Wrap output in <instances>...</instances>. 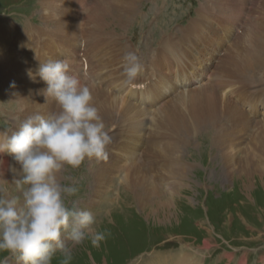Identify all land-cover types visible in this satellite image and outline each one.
<instances>
[{
	"label": "rangeland",
	"instance_id": "obj_1",
	"mask_svg": "<svg viewBox=\"0 0 264 264\" xmlns=\"http://www.w3.org/2000/svg\"><path fill=\"white\" fill-rule=\"evenodd\" d=\"M46 1L48 2L45 3ZM64 1L67 3L69 0ZM93 1L86 0L90 5H93ZM79 2L82 0H77V3ZM220 2L230 5L229 0H206V4L204 0H141L136 3L135 12L125 21L124 24L127 25V28L124 27V24L116 30H114V26L112 27L114 31L112 35L123 37L120 40L123 46L129 47L128 43H131L134 45V51L138 52L144 65L139 76L143 75V78L149 77V80H155V82L153 81L155 85L149 91L148 101L140 105L149 107L152 112H156L170 99H176L180 95L178 92L182 90H191V93L194 94L193 92L202 84L210 82V79L215 77L214 70L219 69L222 63H219L221 59L224 62L227 61L229 55L233 56L232 52L224 53L223 51L215 55L211 50L212 47L217 51L219 50L217 44L229 46L232 42L241 41L242 48L247 43L248 36H244L245 28H249V22L251 24L250 15L256 19L254 15L257 14L253 0H249V4L245 3L246 7L237 20H234L226 10L222 12L219 10L217 12L210 11L209 15L214 18V22L210 26V33L216 37H210L208 40L206 37L205 41L199 42V44L203 42L209 44V46H203L201 52L202 57H207V59L203 58L206 61H202V58L198 62L193 61L200 57L192 48L187 49L186 59L188 57L191 63L183 58V65L186 70H189L187 78L191 82H184L182 83L183 87H180L183 76L180 77L179 74L176 76L175 73L185 70V67L178 63V59L175 57L176 48L172 49L168 53V58L165 59L166 42H180L177 39L183 37L187 25L198 13L199 6L205 4V7L209 8L210 3L216 6ZM52 3L57 2L52 0H0V46L12 48L17 55L25 57L24 60L22 59L24 63L29 62V56L33 57L31 69L36 70L33 63L40 58L39 54L47 52L46 60L50 58L57 60L56 57H51L49 54L53 51L57 55L59 54L61 59L66 60L69 51L66 52L65 47L72 50L76 46L77 49V40L81 39L80 51L76 50V58L82 62L83 58H86L93 64L94 58L97 56L101 62L103 51L96 48L95 51L99 52L98 55L84 56L86 46L89 44H85L84 36L78 34L75 37V32L78 33L75 25L79 24L82 30L87 21V15H85L86 17H82L83 15L80 13L74 15L76 8L72 12L73 16L61 10L69 16L67 21L69 32L62 33V38L55 33L52 34L51 30L58 29V26L53 24L56 21L53 20L51 13L45 14V10L48 9L44 8ZM252 3H254V7ZM75 6L79 7L78 4ZM260 21L262 20L258 18L257 24ZM189 25L192 26L193 22ZM46 34H52V37L58 41H50ZM193 34L195 35L196 32ZM230 36V41H227L226 44L223 43L221 37L229 38ZM258 36L264 39L260 32ZM258 42L254 47L258 45ZM47 45H49L48 48ZM115 46L118 48L119 43H115ZM56 48L60 49L56 51ZM155 50L163 55L157 58ZM246 50L249 51L248 47L243 50L248 53ZM236 54H238L237 51ZM104 58L106 61H111V58ZM40 63L42 62L37 64V68ZM172 63L179 65L177 67L180 68H176ZM86 69L84 67L83 72ZM113 70L114 64L111 68L104 70V79L114 81L115 84L118 81L121 83L123 68ZM247 74V77L251 75L253 79L258 80L255 78L257 70L248 71ZM263 76L264 74H262ZM262 79L264 81V77ZM34 82L31 85L36 87L37 80ZM0 87V133L3 131L4 133L1 134L5 135V132L10 134L12 129L15 130L21 120H18L20 113L16 109V101L15 103L12 101L10 93L12 91H9V96L7 95L10 90L8 79L1 68ZM245 87L251 92L257 93L254 89H258L260 84L251 82L250 86L245 85ZM235 97H238L239 102L244 104L243 108L250 113L249 106L251 109H255V106L250 102L245 104L241 99L242 95L238 96L236 93ZM260 108L259 106V109H256L251 115L255 116V120L264 121V114L258 113ZM148 119L150 121L146 125L145 134L142 131L144 127L136 132L140 137L131 135V131H129L130 125L135 123L134 120L127 119L119 128L106 126L111 130L110 135L113 138V143H117L115 149H109V158L106 162L97 163L94 160H86L79 169H73L66 165L61 170V175L57 174V179L62 185H70L75 182L79 189L75 196L69 198L70 205L91 211L97 220V230H107L110 233L107 239L101 242L100 247L92 246L90 240H85L83 244L76 246H72L71 241L65 240L66 245L72 247L73 259L70 264H145V262L148 264L147 260H150L151 255L154 256L155 253L159 254L161 258V262L156 264H175L178 261L177 255L181 254L183 249H189L188 252L192 253L193 258L199 256L200 263L196 262V264H264V165L260 169L257 168V172L251 170L252 173H250L247 169L228 167L230 163L225 159L226 155H229L234 160L237 158L241 161L242 153L248 146L253 150L257 146L252 142L256 141L255 133L258 127L244 128L245 133L241 134L240 132L235 140L232 138V143L230 136L227 135L233 128L234 122L232 119L223 118L220 125L222 124L224 131L219 130L218 132L211 127H205L194 133L193 136H187L184 138L186 141L175 146L176 144H171L169 139L164 137L168 131L167 128L158 123L159 128L155 133H152V114ZM156 126L153 124V127ZM241 126L240 123L239 127ZM224 128H230V130ZM223 132H226V135L222 136ZM150 133L154 134L152 138L149 136ZM239 137H241V141H239ZM224 141L228 142L224 143ZM171 146L174 149L170 148ZM124 147L127 149L125 150ZM128 147L134 149L135 152L130 153ZM120 148H123V151H119ZM166 154L169 155L166 156ZM10 155L13 158L12 154ZM224 161L228 162L224 163ZM140 170L147 175L148 181L135 178L136 173L141 172ZM177 172L178 175H176ZM20 178V174L19 178L15 179L12 177L0 178V188L4 189L3 194L7 197H17L22 202L21 188L14 182ZM148 189L151 190L150 193ZM152 189H155V192ZM135 195L137 198L134 197ZM143 195L149 196V200L142 202ZM4 256L9 257L8 264H18L15 257L8 253H0V258ZM62 259L60 252L57 251L52 264H61Z\"/></svg>",
	"mask_w": 264,
	"mask_h": 264
},
{
	"label": "bare ground",
	"instance_id": "obj_2",
	"mask_svg": "<svg viewBox=\"0 0 264 264\" xmlns=\"http://www.w3.org/2000/svg\"><path fill=\"white\" fill-rule=\"evenodd\" d=\"M52 1L57 2V3H52L49 6H44V8L48 9L47 11L45 10V14L48 15L51 13L53 20L56 21L53 24L55 26H58V29L51 30L53 35L55 33L57 36L62 38V33L69 32L67 30V21L69 19V16L67 14H64L61 10H64L65 12L70 13L73 16L74 13L72 12L74 8H76V13L74 15L76 14L78 15L79 13L83 15L82 17L87 15V21L82 30L80 29L79 24L75 25V27H77L76 31H78V33L75 32V37L78 34H80L81 36H84L85 44L86 43L89 44L86 46V51L84 52V56L91 55L93 57L94 55L96 56V54L98 55L99 52L97 53L95 51L96 48L99 51H103L101 62H100V59H98L96 56L92 64V62L88 61L86 58H83V62L79 61L76 58V50L80 51L81 39H78L77 43L75 42L78 46L77 49H76V46H74L72 50L69 47H65V51L66 52L69 51L68 52L69 55L68 56L66 55V60L70 64V73L72 75H76L80 77L82 82L84 83H89V84L94 83L95 86L92 88V95L94 97V103L96 107L99 109L100 115L103 117V120L106 126H110L113 128L114 127L119 128L123 123L126 122L127 119L134 120L135 123L134 124L132 123L130 125L129 131H131V135L133 134L136 137H140L136 132H138L141 127H144L142 131L145 134L146 125L148 124V121H150L148 118L152 114V120H151L152 133H155L156 129L159 128L158 126L162 125L166 127L168 130L164 137L168 138L171 144L173 145L176 144L175 146H178L182 141H186V139L184 140V138H186L187 136H193L194 133L201 131L202 128L211 127V129H213L214 131L218 130L219 132V130H223V127L221 126L222 124L220 125V121H222L223 118L232 119V121L234 122V124H232L234 125L233 128L231 130L230 128L229 129L226 128L228 131L230 130L227 135V136H230V141L233 143L232 138L235 140L238 137V134L240 132L242 134V132L245 131L243 130L244 128H247L249 126L251 129L254 127H258L255 133L256 141L252 142L256 144L258 147L255 145L256 147L253 148V150H251V148L248 146L246 151L242 153L243 154L242 160L240 161V160H237L236 158L238 162L234 160L233 157L226 155L225 159H227L230 163L228 167L234 166L239 169L240 168L247 169L249 170L250 173H252L251 170L257 172L258 169H260V167H263L262 165H264V121L255 120V116L252 117L251 113H254L256 109L258 110L260 106L261 108H260V111H258V113L264 114V85H263L264 81L262 79L264 77V76L262 77V74H264V69H259V68H264V39H261L260 36H258V33L260 32L262 34V37L264 38V0H253L255 3V8H256L255 13H257L256 16L254 15L256 19H253L250 15L249 21H251V24L249 22V28L246 27L245 28L246 33H244V36L245 35L248 36V40H247V43H245V45H243L242 48H241V41H237L235 43L232 42L229 44V46H224V44H217L216 46L219 47V50L217 51L216 49L212 47L211 50L214 51L215 55L220 54L222 51L224 53H231V52L233 53V56L229 55V57L227 58V61L223 62V59L219 61V63L221 62L222 63L220 64L219 69L214 70L215 77L214 78L212 77L210 79L211 80L210 82L206 84H202L201 87H199L195 92H193L194 94L191 93V90L190 91L182 90L178 92L180 93V95H178L176 99H170L167 104H165L162 108H159L156 112H152L151 109H149V107L146 108L145 106L140 105L142 103H145V101H148L149 95H150L149 91L152 89V86L155 85L154 83L155 80H152V79L149 80V77L143 78V75H141L138 77V81H137V83L139 84V87L137 89H130V88L123 87L122 83H118L119 81L117 82V84H115V82L111 80L107 81V79L106 80L104 79L105 76H103V71L111 68L113 64H114L113 71H115L118 68H123L122 58L126 52L132 51L138 55V52L134 51L135 50L134 45H132L131 43H128L129 47H126L127 45L123 46L122 42L120 41L121 38L123 37L112 35V33L114 32L112 30V27L114 26V30H116V28H120L122 24L125 23L126 19L135 12L136 3L141 0H94V1L92 0L93 5L88 4L86 0H82V2H79V3H77V0H69L67 3L64 0H52ZM204 1L206 4V0ZM229 1H230V5L224 2H220V4L216 6H214L213 3H210L211 6L209 5L208 6L209 8L205 7V4L199 6L200 9L198 8L199 9L198 13L189 22V24L193 22V25L190 26L188 24L185 29V32L183 33V37L177 39V40H180V42H176V43L171 42V41L166 42L165 59L168 58V53L172 49L176 48L174 52L175 57L176 59H178V63H181L182 66H184L183 58H185L187 62H190L188 57L186 59V56H187L186 51L187 49L192 48L194 52L197 53V56L200 57L198 59H194L193 61L198 62L201 58H202V61H206L204 59H207V57H202L201 52H202V47L205 45L209 46V44L207 42H203L202 44H199V42L205 41L204 38L206 37H207V40L210 37H216L215 35L213 36L210 33V26L214 22V18L211 15H209L210 11L217 12L219 10L222 12L223 10H226V12H229L231 16H233L232 18L234 20H237V17L239 18L242 15L246 7L245 3L248 2L249 4V0L247 1L246 0H229ZM47 2L48 1H46L45 3ZM254 3H252L253 7H254ZM75 4L76 5L78 4L79 7H76ZM258 18L262 20L259 22V24H257ZM46 26H48V24H46ZM29 27L32 28L31 25H29ZM124 27L127 28V25L124 24ZM194 32H196L195 35L193 34ZM52 34L51 35L46 34V35H48V38L50 39V41L52 40L58 41L56 38L52 37ZM231 36L229 38H223L225 36L221 37L223 39V43L226 44L227 41H230ZM125 38L128 39V37H125ZM117 42L119 43L118 48H116L115 46V43ZM257 42H258V45L254 47V45H256ZM82 45H83V42H82ZM48 46L49 45H47V48ZM247 47L249 51L250 49L251 51L249 52L246 50L248 53H245L243 50ZM128 48H131L132 50ZM59 49L60 48H56V51H58ZM261 50L263 51L261 52ZM236 51L238 54H236ZM49 54L51 57H56L57 60H64V59H61V56L58 54L60 56L59 57L56 52L51 51ZM39 55H40V58L35 60L33 63V66L35 67L34 69L36 70H33L31 69V65H32L31 61L33 57L29 56L30 57L29 62L24 63L23 60L25 57L22 58L21 56L17 55L15 52H13L12 48L9 49L8 47L4 48L0 46V68L6 75V79H8V87L10 89L8 90L7 95L9 96L10 95L9 91H12L10 93L12 94L13 100L12 99L10 100H12L14 103L16 101V109L20 113L19 118L18 117L17 118L18 120H21V121L35 113H40L44 116H48L49 114L53 112L59 111V107L53 98L49 97L48 100H46V97L43 94V90L46 89L47 85L43 80L39 78V76H36V80H37L36 87H33L31 85L35 82L29 78L28 71L31 70L33 74H35L38 70L37 64L39 62L46 63L49 60H52L50 57H49L50 59L46 60L47 52H44L42 55L41 54ZM162 55L163 54L160 53L158 50H155V56L157 58H160ZM104 57L106 58L108 57L109 59L111 58V61H108V60L106 61ZM187 62L185 64L188 67ZM172 64L176 66V68L178 69L180 68V67H177L179 65L175 63H172ZM84 67L87 68L85 72H83ZM251 70L252 71L257 70V74L255 75V78H258V80L253 79V77L251 76L252 73L249 77H247L248 71L251 72ZM85 74H87V78H85ZM115 74H118V73H115ZM175 74L176 76H178V74L180 77L183 76L181 77L182 82H181L180 87H183L182 83L184 82L185 83L191 82V80L187 78L189 75V70H186V67H185V70H181V72H176ZM111 75L109 74V76ZM13 82H15L14 88L11 87V84ZM251 82H254V83L256 82L260 84V87L258 89H254L257 93H254L253 91L251 92L250 90L247 89V87L244 88L245 85L250 86ZM237 85L238 87H236ZM146 88L147 90L149 89L148 92ZM236 93L238 96L242 95L241 99L244 100L245 104H247V102H250L251 104L255 106V109H251V106H249L251 113L243 108L244 104L239 102L238 97H235ZM259 103H262V104L259 105ZM232 121L230 122L232 123ZM240 123L242 124L241 127H239ZM153 124H156L157 126L153 127ZM1 133H0V142H3L5 140V135ZM152 133L149 134L150 138L154 136V134ZM225 133L223 132L221 133V135L222 136L223 134L226 135ZM239 141H241V137H239ZM226 142L228 141H224V143ZM116 144L113 143L112 146H110V149L111 150L115 149V147L117 146ZM170 148H172V146ZM124 149L126 150L127 147H124ZM119 151H123V148H120ZM128 151L130 153L135 152L134 149H131L129 147H128ZM121 155L123 156V154ZM168 155L166 154V156ZM10 156H11L10 153L7 151L0 152V157H1L0 159V178H3V179L9 178V177H12L14 179L19 178L20 166ZM164 156H165V153H164ZM228 161H224V163ZM13 169H15L16 171H13ZM58 175H61V171L58 173ZM176 175H178V172ZM135 178H138L141 180L148 179L147 175L144 172L142 173V171L140 173H136ZM132 181L134 182V180ZM138 186L140 187V185ZM138 186H137V189H138ZM148 190L150 193L151 190L150 189ZM136 195H137V192H136ZM136 195L134 197H136ZM148 198L149 196H146V197L144 196L143 200L141 201L142 202L148 201L149 200ZM141 204L145 206L147 205L146 203H141ZM188 250L189 249H183V252L177 255L178 261H176L175 264H196V262L200 263L199 256L193 258L192 253H189ZM147 261H148V264H156V263L161 262V258L159 254L155 253L154 256L151 255L150 260H147ZM145 264L147 263L145 262Z\"/></svg>",
	"mask_w": 264,
	"mask_h": 264
},
{
	"label": "clouds",
	"instance_id": "obj_3",
	"mask_svg": "<svg viewBox=\"0 0 264 264\" xmlns=\"http://www.w3.org/2000/svg\"><path fill=\"white\" fill-rule=\"evenodd\" d=\"M122 67V86L137 89L144 69L140 57L126 52ZM28 75L33 81L39 76L46 83L43 94L46 100H55L59 111L28 116L10 134L5 132V140L0 142V152L12 154L20 166L21 178L14 182L22 194L21 202L7 197L0 188V253L15 257L18 264H52L59 251L61 264H70L72 247L65 240L72 246L90 240L92 246L100 247L110 233L97 230L91 211L70 205L69 198L79 189L75 182L62 185L57 174L66 165L79 169L86 160L106 162L113 138L94 103V83L70 74L67 60L40 63L37 72L29 70ZM8 258H0V264H8Z\"/></svg>",
	"mask_w": 264,
	"mask_h": 264
}]
</instances>
